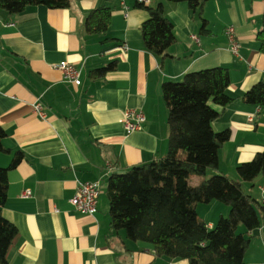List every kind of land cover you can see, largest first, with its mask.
<instances>
[{
  "label": "crops",
  "instance_id": "obj_1",
  "mask_svg": "<svg viewBox=\"0 0 264 264\" xmlns=\"http://www.w3.org/2000/svg\"><path fill=\"white\" fill-rule=\"evenodd\" d=\"M68 4L61 9L28 7L13 16L0 10V127L6 133L0 168L7 167L17 152L23 154L8 173L1 211L17 231L6 264H188L159 257L150 245L130 242L124 231L111 230L108 176L167 154L164 83L180 82L186 73L226 67L227 93L233 101L211 128L216 133L227 130L230 136L218 150V170L190 176L189 184L196 186L216 174L239 180L236 168L264 150V109L242 99L254 85L264 83V54L256 43L264 0H207L200 17L184 2L150 0L141 7L126 0V19L115 0H68ZM159 4L176 38L170 57L163 60L145 50L140 31L148 18L146 8ZM101 6L111 10L109 30L88 36L85 18ZM228 27L234 28L238 39L237 56L229 50ZM112 62L114 71L89 78L91 71ZM60 63L80 70L78 86L65 82L53 69ZM40 96L45 120L32 110ZM127 109L143 113L141 130L126 133ZM95 181L102 188L96 213L75 211L68 200L77 184ZM262 188L264 176L242 182L243 193L258 202ZM24 190L32 196L21 199ZM196 211L210 229L227 216L229 207L212 201L198 204ZM238 232L248 239L244 264H264V221L247 233L239 226Z\"/></svg>",
  "mask_w": 264,
  "mask_h": 264
},
{
  "label": "trees",
  "instance_id": "obj_2",
  "mask_svg": "<svg viewBox=\"0 0 264 264\" xmlns=\"http://www.w3.org/2000/svg\"><path fill=\"white\" fill-rule=\"evenodd\" d=\"M166 1L184 2L192 14L200 17L207 0ZM33 6L61 9L69 4L68 0H0V10L9 16ZM146 9L148 18L140 27L142 43L146 51L163 60L170 57L168 51L176 43L173 26L161 4ZM110 22V8L97 7L86 16L84 31L88 36L105 35ZM202 25L205 31L203 19ZM256 43L264 54V10ZM115 69L116 62L109 63L91 71L89 78H102ZM229 84V70L215 67L186 73L180 82L161 86L168 111L167 154L109 174L106 195L111 230L124 231L128 241L146 243L157 256L169 260L244 264L248 239L238 228L244 227L246 233L259 228L264 221V205L243 193L242 182L251 183L264 176V150L236 168L237 181L216 174L203 178L196 186L189 184L190 176L204 177L207 170H218V150L230 133L214 132L211 122L233 101L227 93ZM242 99L264 109V83L254 85ZM5 137L0 127V153L6 152L2 145ZM22 158L23 154L17 152L7 167L0 168V264H6V254L17 233L1 213L7 198L8 173ZM212 201L228 206L229 212L208 229L198 217L196 206Z\"/></svg>",
  "mask_w": 264,
  "mask_h": 264
},
{
  "label": "built area",
  "instance_id": "obj_3",
  "mask_svg": "<svg viewBox=\"0 0 264 264\" xmlns=\"http://www.w3.org/2000/svg\"><path fill=\"white\" fill-rule=\"evenodd\" d=\"M122 8L123 17H128V7L125 5L126 0H115ZM136 4L141 7L149 5L150 0H135ZM226 37L229 42V50L233 55L238 54L239 43L236 38L233 27H228L225 30ZM193 40L197 41L195 36H192ZM124 48H126L124 46ZM53 69L59 71L62 75V79L70 84L78 86L80 84V70L69 63H60L53 66ZM32 110L38 118L45 120L47 114L41 104L40 98H37L32 104ZM145 123V117L140 110L127 109L123 113V126L126 133L139 131L142 129ZM261 203L264 205V188H262ZM102 193L100 181L95 182H79L77 184V190L75 194L68 200L71 207L84 215L93 216L96 213L99 197ZM32 196L29 190H24L20 194L21 199H27ZM57 212V211H55Z\"/></svg>",
  "mask_w": 264,
  "mask_h": 264
},
{
  "label": "rangeland",
  "instance_id": "obj_4",
  "mask_svg": "<svg viewBox=\"0 0 264 264\" xmlns=\"http://www.w3.org/2000/svg\"><path fill=\"white\" fill-rule=\"evenodd\" d=\"M41 97H42V96L38 97V98H40V101H41ZM36 99H37V98H36ZM36 99H35V100H36ZM34 102H35V101H34ZM41 104H42V103H41Z\"/></svg>",
  "mask_w": 264,
  "mask_h": 264
},
{
  "label": "bare ground",
  "instance_id": "obj_5",
  "mask_svg": "<svg viewBox=\"0 0 264 264\" xmlns=\"http://www.w3.org/2000/svg\"><path fill=\"white\" fill-rule=\"evenodd\" d=\"M261 202V201H260Z\"/></svg>",
  "mask_w": 264,
  "mask_h": 264
}]
</instances>
